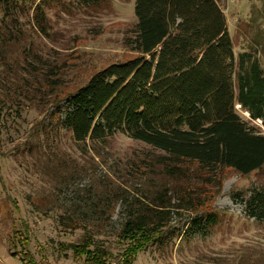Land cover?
Returning a JSON list of instances; mask_svg holds the SVG:
<instances>
[{
    "label": "rangeland",
    "instance_id": "374dc122",
    "mask_svg": "<svg viewBox=\"0 0 264 264\" xmlns=\"http://www.w3.org/2000/svg\"><path fill=\"white\" fill-rule=\"evenodd\" d=\"M218 4L234 54H251L264 72V0ZM133 5L0 0V264H25V252L37 264H82L69 246L86 237L117 256L130 210L159 194L170 197V213L132 264H264V164L244 175L225 168L213 200L192 211L177 204L162 151L119 133L77 143L64 127L57 105L65 95L135 55L126 44ZM235 109L264 133L260 119ZM209 212L212 220L193 228L191 219Z\"/></svg>",
    "mask_w": 264,
    "mask_h": 264
},
{
    "label": "trees",
    "instance_id": "16d2710c",
    "mask_svg": "<svg viewBox=\"0 0 264 264\" xmlns=\"http://www.w3.org/2000/svg\"><path fill=\"white\" fill-rule=\"evenodd\" d=\"M133 14L126 44L135 55L91 74L58 103V115L77 143L119 133L162 151L158 162L176 180L177 204L197 211L220 190L225 168L244 175L264 164V133L235 109L264 125V72L251 54H234L218 0H134ZM169 198L159 194L130 210L117 256L90 237L70 244L73 256L82 264H132L161 234ZM22 260L37 264L27 252Z\"/></svg>",
    "mask_w": 264,
    "mask_h": 264
},
{
    "label": "crops",
    "instance_id": "0c3cea01",
    "mask_svg": "<svg viewBox=\"0 0 264 264\" xmlns=\"http://www.w3.org/2000/svg\"><path fill=\"white\" fill-rule=\"evenodd\" d=\"M239 53H241V52H239ZM256 59V58H255ZM258 62V61H257ZM259 64V63H258ZM260 66V65H259ZM242 111H246V112H248L247 110H245V109H243ZM258 119V118H257Z\"/></svg>",
    "mask_w": 264,
    "mask_h": 264
}]
</instances>
